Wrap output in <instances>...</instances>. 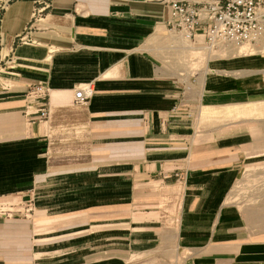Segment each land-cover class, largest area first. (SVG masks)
Masks as SVG:
<instances>
[{
    "label": "crops",
    "instance_id": "crops-1",
    "mask_svg": "<svg viewBox=\"0 0 264 264\" xmlns=\"http://www.w3.org/2000/svg\"><path fill=\"white\" fill-rule=\"evenodd\" d=\"M169 13L161 0H0V59L9 73L0 88V206L33 191L41 204L38 222L50 219L51 206L58 208L54 218L129 225L123 233L114 228L113 239L134 234L154 242L173 233L197 264H264V239L243 231L238 211L227 203L249 135L194 141L180 135L183 145L169 149V138L179 137L195 107L264 99V58L252 66L258 70L241 75L206 72L196 88L171 76L151 53V42L168 30ZM37 83L50 89L48 122L24 115L25 94ZM88 83L92 98L75 104L76 90ZM113 123L131 139L144 132L152 147L145 142L142 151L152 157L121 158L136 152L107 142H119L108 130ZM158 138L168 146L153 147ZM143 197L166 200L158 218L146 212L134 220L127 212ZM165 211L176 216L175 224ZM73 227L38 238L35 223L0 212V264H131L120 254L125 251L91 246L92 238H76L89 229Z\"/></svg>",
    "mask_w": 264,
    "mask_h": 264
},
{
    "label": "rangeland",
    "instance_id": "rangeland-1",
    "mask_svg": "<svg viewBox=\"0 0 264 264\" xmlns=\"http://www.w3.org/2000/svg\"><path fill=\"white\" fill-rule=\"evenodd\" d=\"M164 34L165 35H162L161 38L151 42L150 47L153 51H151V53L159 65L167 69V72L171 76H178L182 80L185 79L196 88L202 85V80L206 72L241 75L251 70H258V68H252V66H255L260 59L264 58V41L261 40L262 38L252 44L241 45V47H244L241 51H244L246 54H242L240 50V52L235 50V48L239 46L230 45L227 47L223 46L231 48L229 51L224 50L220 52V47L211 50L200 49L185 53V47L187 48L188 44L180 42V40L175 37L176 35H172L168 30H166ZM200 48H203V46L201 45ZM7 75H9V73L0 66V88L6 81L3 77ZM209 111H215L216 113L208 114ZM44 126H46V129L48 128V124H44ZM108 130H111V136L119 137V142L118 138L115 140L114 137H111V139L107 140L108 143L116 142L118 146L117 143L123 142V152H136L129 156L122 155L121 158L131 157L143 161L146 157H152L151 155H146L142 151L145 142V144H147L145 147H152L147 143L149 138L144 132L139 133L137 136L138 138L135 140V138L131 139V136H129L130 132L126 131L124 128L120 130L117 124L113 123V127L108 128ZM179 130V133L176 134V136L179 135V137L169 138V149H177V147L183 145L184 141L180 135L187 137L191 136L190 139L192 141L199 140L201 137L205 138L206 136L249 135L250 140L246 147L247 155L241 176L229 194L227 203L234 205L238 211L243 231L250 236L258 234L261 239H264V228L256 218L257 215L264 212V99L253 100L242 106H226L223 108L217 107L211 109L200 108V106L195 107V113L192 118H190V121L188 123L186 122L184 127ZM155 140H157V145L153 147L161 148L163 146H168L160 145L161 141L159 138ZM130 142H136V144H129ZM100 158L103 159V157ZM106 158L111 157L107 156ZM32 193L33 191L20 198H10L8 208L10 209L9 214L11 217L19 216L35 223V233L37 235L41 234V237L38 236V238L49 237L47 233L55 227L64 230L67 226L73 225L75 229L74 232L89 229V231L79 233V236L81 237L83 234V237L76 238L80 240L83 238H92L89 239L93 241V243L90 244L91 246L105 243L108 247L119 248L125 251L120 254L128 259L131 264H195L197 262L193 259V254L178 248L174 242L173 233L164 241L157 240L154 242H147V239L138 238L134 234L132 237H125L122 235L124 238L122 240L113 239L110 237H113L111 233L114 228L116 231H121L123 233L126 230L125 228H129V225H121V227H114L113 225L97 226L102 222L94 218L88 221L89 225H94L90 228L89 225H87V221L85 225L81 223L83 219L76 218L66 220L51 217L55 215L53 213L54 211H58V208L55 209L51 206L47 209V212L50 213V219L38 222L39 219L36 217L41 204H39L40 201H37V198L35 203V197H32ZM38 198L40 197L38 196ZM149 199L152 198L143 197L141 200H138L137 203L133 205L130 204L131 207H129L130 209H128L127 212L135 214L134 220H142L147 216L145 215L146 212H150L148 216H159L157 213L158 206L163 207V202L166 200L157 202L155 199H152L154 201H148ZM30 204H32L33 210L28 212L27 208ZM131 210L133 212H131ZM83 222H85V220H83ZM104 234H107L106 240L103 239L104 236L102 235ZM99 235L102 237L100 241L98 239ZM79 239L75 240L74 237L75 241ZM42 242H48V239Z\"/></svg>",
    "mask_w": 264,
    "mask_h": 264
},
{
    "label": "built area",
    "instance_id": "built-area-1",
    "mask_svg": "<svg viewBox=\"0 0 264 264\" xmlns=\"http://www.w3.org/2000/svg\"><path fill=\"white\" fill-rule=\"evenodd\" d=\"M169 6L168 32L186 40L194 47L205 49L221 46H240L256 42L264 34V0H161ZM2 42L0 41V46ZM1 66V59H0ZM94 94L92 83L78 88L74 102L84 105ZM50 89L44 83L29 86L24 100V115L31 122H48L50 119ZM176 177L182 176L176 172ZM9 204L0 206V212L9 214ZM175 204V214L179 209ZM33 210L32 204L27 211ZM171 215L169 221L177 222Z\"/></svg>",
    "mask_w": 264,
    "mask_h": 264
},
{
    "label": "bare ground",
    "instance_id": "bare-ground-1",
    "mask_svg": "<svg viewBox=\"0 0 264 264\" xmlns=\"http://www.w3.org/2000/svg\"><path fill=\"white\" fill-rule=\"evenodd\" d=\"M175 37H177L179 40H180V42H184V43H186V44H188V47L186 48L185 47V53H189V52H193V51H195V50H208V49H204V47L203 48H200V47H194V46H192L189 42H187L186 40H184V39H182V38H180L179 36H175ZM260 38H262L261 40H263L264 41V34L260 37ZM259 38V39H260ZM258 39V40H259ZM264 44V43H263ZM245 45H248V44H245ZM227 47V46H226ZM226 47H223V46H221V51L220 50H218V51H220V52H223L224 50L226 51H229L231 48H226ZM250 47V46H249ZM238 48V49H237ZM237 48H235V50H243V48L244 47H241V45L239 46V47H237ZM183 51H184V49H183ZM239 51V52H240ZM242 52V51H241ZM211 53H212V51H211ZM227 54V53H226ZM225 54V55H226ZM233 54V53H232ZM231 54V55H232ZM242 54H246L244 51L242 52ZM186 55V54H185ZM189 55V54H188ZM256 218H257V220H258V222L262 225V227L264 228V212H262L261 214H259V215H257L256 216Z\"/></svg>",
    "mask_w": 264,
    "mask_h": 264
}]
</instances>
